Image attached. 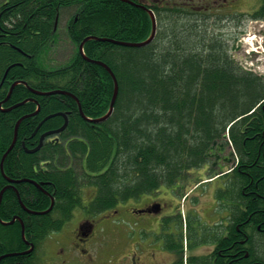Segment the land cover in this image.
I'll list each match as a JSON object with an SVG mask.
<instances>
[{"label":"trees","instance_id":"obj_1","mask_svg":"<svg viewBox=\"0 0 264 264\" xmlns=\"http://www.w3.org/2000/svg\"><path fill=\"white\" fill-rule=\"evenodd\" d=\"M71 9L77 20L66 21V34L75 47L73 58L65 66H47L57 38L56 15ZM257 13L264 18V0ZM157 17V35L146 47L97 40L83 46L85 55L109 66L118 82L114 111L106 122L85 121L70 96H36L22 84L14 87L13 99L34 98L40 110L19 124L6 170L16 180L44 182L49 193L54 191L58 214L55 220L52 213L29 215L8 190L2 215L7 220L14 213L22 215L26 239L35 236L39 243L49 227H61L79 206L94 215L138 200L163 184L181 189L189 171L217 164L231 146V162L238 159L231 171V232L220 240L219 249L225 256L230 253V264H264V76L244 70L229 56L220 34L209 33L190 15L161 11ZM179 22L188 24L190 34L175 28ZM150 31L149 15L119 0H0V100L12 83L25 81L38 91H67L79 99L87 117H101L109 109L113 80L101 66L81 57L79 44L88 36L140 42ZM182 49L190 53L182 56ZM11 105L9 101L4 106ZM34 111V102L0 111V137L12 141L16 122ZM58 112L68 115L59 141L25 152L21 140L26 138V147L34 148L40 134L63 124L59 115L41 122ZM43 161L59 164L50 163L53 167L41 172ZM15 185L32 210L48 207L47 197L35 185ZM85 189L95 194L83 206ZM216 197L226 198L227 189ZM11 243L13 251L26 248L19 230L12 233ZM33 257H7L0 264H30Z\"/></svg>","mask_w":264,"mask_h":264},{"label":"flooded vegetation","instance_id":"obj_2","mask_svg":"<svg viewBox=\"0 0 264 264\" xmlns=\"http://www.w3.org/2000/svg\"><path fill=\"white\" fill-rule=\"evenodd\" d=\"M132 1L137 3V4H140V5H143V6H146L150 9H152L155 13H160L161 11H169L170 10V11H178V12H182V13L184 11H186V12H189L190 14H193V15L200 14V15L211 16V15L217 14L220 11L225 12V13H227V21H228V24L230 25V29H231V23L234 24L235 21L238 22L240 20V18H242L244 16L243 11H241L242 9H244L247 6H249V7L255 6V5L257 6L260 0H132ZM247 14L251 18H254L256 21H259L258 15H254L251 12L247 13ZM260 32H262V31L260 30ZM237 36H239V34H237ZM3 80H2V82H3ZM2 82H0V86H1ZM11 88L12 87H9V90H11ZM11 94H12V92H11ZM5 95H7V94H5ZM8 98L9 99L7 101L5 100V104H7L10 101L13 104L11 106H19L23 102V100L20 101V96L19 97L16 96L13 99V97H11V95L9 94ZM4 99H5V97L2 100H0V103L2 102L4 104V102H3ZM11 106H4V107L9 108ZM24 116H27V115H24ZM45 120H47L46 117L44 119H42L41 122H43ZM37 130H38V127L35 130V132ZM35 132L32 134V137L35 134ZM46 132H48V131H46ZM46 132H43V133H46ZM42 134H40L38 136L37 145L31 149L26 147V143H25V140L27 141L26 138H24V140H21V146H22L23 150L27 153H35V152H38L40 149L42 150V147L39 150H35L40 144L39 141H40V137ZM17 137H18V131H17L15 143L17 142V139H18ZM11 143H12L11 139H10L9 143H6L0 137V170H1V160L4 157L3 162H2V174L0 172V247H2V250L0 251V263H1V261L6 259L7 257L23 256V255H29V254H32V256H33V255L39 254V252L37 251L38 244H39L38 240L33 239L35 236H31V237H33L31 239V241L27 239V242L23 241L21 238V240L26 245V248L24 250H21V249L16 250V251L12 250V247H11L12 233L15 232L16 230L21 231L22 228L24 229V232H25L26 225H25L24 218L20 214L14 213L9 220H7L4 217V215H2L1 205L5 199V197H4L5 192L8 190H12L16 195L17 202H18V205L20 206V208L25 213H27L29 215H35L39 211L32 210L29 206H27L22 201V199L20 197L19 190L17 189L15 183L24 182V181L28 182L29 181L30 183L35 185L37 187V189L45 197H47L49 204L51 203V201L56 200L54 197V191L52 193H49L44 188V185H43L44 182H40V181L33 180V179H30V180L18 179V180H16V179H13L8 174L6 167H5V160L8 156V154L11 152V150L15 146V143H14L11 150L7 152ZM44 145H42V146L44 147ZM50 165L51 164H45V162H41L40 163V166L42 168L41 172H45V171L49 170ZM34 172L35 173L37 172L36 168H34ZM50 184L52 187H54V185L51 182H50ZM156 202H160V200H158ZM160 203H161L160 211L156 212V213H154V212L152 213L155 216H159V218L162 216L163 213L165 214L166 208L169 206L168 203H163V202H160ZM40 211H42V210H40ZM230 214H231V203H229L228 216H230ZM173 215L176 216V213H174ZM166 217H163V218L165 219ZM153 223H154V221H153ZM158 224L161 225L159 223V221H158ZM170 229H171V231L167 234V241L166 242L161 241L162 244H160L159 246H157L155 248V250H157L156 254L158 257L157 264H220V259H222L224 264H226V263L230 264L231 263V257H229L230 253H228L225 256L224 250L219 249V242H221V241L219 240L218 242H216V240L218 238L219 239H225V238L229 237V234L231 232V226L228 227L227 229H226V227L220 229L218 232L219 234L216 236L209 234V233L204 234L203 230H197L196 231V239L200 241V245L198 247H196L195 249H193V248L188 249L187 250V257L185 259L180 257V250L178 247V243L176 242L177 238H179L178 227L174 228L172 226ZM208 231H212V229L208 230ZM171 234H175V236H176L175 241L173 240V237ZM190 236H189V230L187 228L185 230L184 237L190 238ZM35 238H38V237H35ZM205 238H208V239L211 238L212 240H215V242L209 241L207 244H204ZM79 240L84 241V239H81V238H79ZM163 245H165L164 248H163ZM229 252H231V249L229 250ZM22 253H24V254H22ZM151 257H153V254L151 255ZM189 257H191V258H189ZM220 257H222V258H220ZM190 259H193V260L190 262L189 261ZM34 260H36V258H34V259L32 258V261L30 262V264H33ZM75 260H76L75 254L73 252H70L69 254L66 255V258H64L60 261L54 260L53 262L51 261L50 263L48 262L47 264H66V263L75 264ZM227 260H229V261L227 262ZM35 262H36V264H40L37 261H35ZM132 264H142V262L139 258V255L137 253L133 254Z\"/></svg>","mask_w":264,"mask_h":264},{"label":"rangeland","instance_id":"obj_3","mask_svg":"<svg viewBox=\"0 0 264 264\" xmlns=\"http://www.w3.org/2000/svg\"><path fill=\"white\" fill-rule=\"evenodd\" d=\"M223 11V10H222ZM243 11V10H241ZM218 14L224 18L227 17V13L225 12H218ZM199 16H202L199 14ZM67 20V17L63 18L59 24H58V35H57V44L56 47L54 46L53 52L50 55V57L53 59L54 64H64L65 62H67L68 58L70 55H72V51H71V44L70 41L66 38V28H65V21ZM206 22V21H205ZM187 23V22H185ZM212 24V23H211ZM211 24L209 23L208 25L211 26ZM188 24H183L182 22H179L177 24V27H175L176 29L179 28V30H183L186 28L188 34H190V30L191 28H189V26H187ZM225 27V34H228V32H230L229 30V26L227 24H223ZM164 27L167 26V22L164 21ZM180 26V27H179ZM264 27V26H263ZM260 29H262V27H260V25H258L256 22H252L250 20H245L244 25L242 26V28H238V30H244V34L241 35L239 37V40H237V42H234L233 44H231L230 42H224L225 45H228V43H230V45L232 47H234V49H231V54L233 55V57L235 58V60L239 63L242 64V66L247 67L252 69L253 71H255L258 75L262 74L264 75V52L262 53L261 57H255V55H251V56H247V49H248V43L250 42L249 40H252L253 38L257 41H259L260 43L262 42V37L260 34ZM215 32L216 34L219 33L217 32L216 29L213 28H209V32ZM234 30L231 27V32L233 33ZM223 38H226V36L222 35ZM252 40V41H255ZM189 43L188 41H185V43ZM184 44V43H183ZM226 48H228L226 46ZM192 49V48H191ZM190 49V50H191ZM183 50V49H182ZM197 50V49H196ZM195 50V51H196ZM264 50V49H263ZM192 52H194V50H191ZM179 53L182 54V56L185 53H190L187 52L185 50L183 51H178ZM258 60L259 62L256 63L255 61ZM48 68V67H47ZM196 179L192 180L191 182L188 183V186L191 185L193 182H195ZM161 191L163 190V187H160ZM207 190V188L205 187H199L198 189H195L194 191H192L190 199H188V197H186L185 199V204L187 207H191L193 210L196 209L198 210L200 207V202H198V206L197 203H193L190 205V200H199L201 201V195H203V193H205ZM149 196H143L141 197V199L137 200V201H128L127 203H122L124 205H121V208H125L127 206L129 207H137V206H141L144 203H146L149 200ZM188 199V201H187ZM88 200H85V202H87ZM187 201V202H186ZM206 201V200H204ZM198 214V217L200 218L201 221H205L207 222L208 220L204 219V215L201 211H196ZM186 213V212H185ZM74 217L73 219L63 228V230L59 233H53L56 236L55 238V242L51 241V238L46 242V244L44 245V254L45 257L48 258L49 255L53 254L55 249L58 247V240H60L63 236H65V232L67 230H69L70 228H73L77 225V223L79 222V220L81 219V217L83 216L81 210H79V208L75 209L74 213H73ZM127 216H130L129 214H126ZM124 216V215H122ZM131 217V216H130ZM150 217H154V216H150V215H143L140 219L139 222H137L136 224H132V220L131 218L129 220L126 219H121L119 218V221L122 223L123 227L122 230L123 231H127V235L129 236L130 233V237L132 235H134L135 239L137 240V242H139V244H141L144 247H147L149 245V241H150V237L153 235L154 232L157 231V227H155V222L152 224V226H149L147 224V221H149ZM185 217H187V214L185 215ZM150 232L149 236L146 237H142L141 236V232ZM63 232V233H62ZM129 232V233H128ZM60 233H62L61 235H59ZM132 239V238H131ZM112 241L114 239H111ZM261 241V240H260ZM109 244L113 245L112 242L110 241V238H107V245L106 244H102L101 246H105L107 247ZM262 244V242H261ZM114 247V246H113ZM115 249V248H114ZM97 250H100V248H97ZM131 250V247H129L126 251V253L128 254ZM260 251H262V253H264V251L261 249ZM115 253V251H114ZM143 255H146V252H143ZM43 257V254L41 255V258ZM98 261H101L102 258L101 256L97 257ZM146 259V256H145ZM119 258H116L112 263L108 262L106 259L103 260V262L101 264H118L119 263ZM147 262V264H149V259L145 260Z\"/></svg>","mask_w":264,"mask_h":264},{"label":"water","instance_id":"obj_4","mask_svg":"<svg viewBox=\"0 0 264 264\" xmlns=\"http://www.w3.org/2000/svg\"><path fill=\"white\" fill-rule=\"evenodd\" d=\"M147 11H148V13H149V15H150V17H151V20H152V30H151V34H150L149 38H148L146 41H144V42H140V43H129V42L116 41V40H114V39L97 38V37H88V38H86V39L80 44V46H79V52H80V54H82L83 58H84L85 60L89 61V62L96 63V64H99V65H101L102 67H104V68L110 73V75H111L112 78H113V82H114V92H113V96H112L111 103H110V107H109V110H108L107 114L104 115L103 117L99 118V119H93V120H90V119L85 118L84 115H83V113L81 112V115H82V117H83L85 120H87V121H89V122H92V123H101V122H104L105 120H107V119L111 116V114L113 113V107H114V104H115V101H116V98H117V94H118V83H117V80H116V78H115L113 72L111 71V69H110L107 65H105L104 63H102V62H100V61H92V60H90V59H88V58H86V57L84 56V54H83V44H84V42H86L87 40L93 38V39L98 40V41H102V42H104V41H105V42H111V43H113V44L121 45V46H127V47H145V46L149 45V44L153 41V39H154V37H155V34H156V21H155V17H154L153 13H152L150 10H147ZM56 93H59V94H60V93H61V94H65V93L62 92V91H54V92H52V93H49V92H40L39 94H40V95H45V96H47V95H52V94H56ZM55 115H60V116H62L63 114H62V113H57V114H54V115H51V116L47 117L46 119H48V118H50V117H53V116H55ZM63 116H64V115H63ZM65 126H66V124H65V125L59 130V131L63 130V128H64ZM54 132H58V131H54ZM54 132H52V133H54ZM13 144H14V143H13Z\"/></svg>","mask_w":264,"mask_h":264},{"label":"bare ground","instance_id":"obj_5","mask_svg":"<svg viewBox=\"0 0 264 264\" xmlns=\"http://www.w3.org/2000/svg\"><path fill=\"white\" fill-rule=\"evenodd\" d=\"M89 40H93V38H91V39H89ZM89 40H87V41H89ZM86 41V42H87ZM83 42V41H82ZM86 42H84V44L86 43ZM84 44H83V46H84ZM81 56H82V54H81ZM103 63V62H102ZM105 64V63H104ZM106 65V64H105ZM109 67V66H108ZM106 70V69H105ZM107 71V70H106ZM112 71V70H111ZM108 72V71H107ZM109 73V72H108ZM114 74V73H113ZM109 75H110V73H109ZM111 76V75H110ZM111 78H112V76H111ZM112 80H113V78H112ZM52 92H54V91H51V92H49V93H52Z\"/></svg>","mask_w":264,"mask_h":264}]
</instances>
